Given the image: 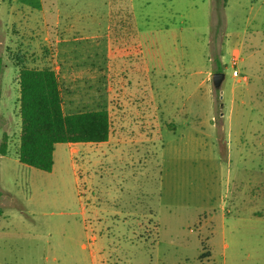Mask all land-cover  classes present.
Returning a JSON list of instances; mask_svg holds the SVG:
<instances>
[{
    "label": "rangeland",
    "instance_id": "obj_1",
    "mask_svg": "<svg viewBox=\"0 0 264 264\" xmlns=\"http://www.w3.org/2000/svg\"><path fill=\"white\" fill-rule=\"evenodd\" d=\"M55 21L100 36L86 62L125 43L108 78L58 77L125 139L43 171L17 158L14 32ZM0 57V264H264V0H0Z\"/></svg>",
    "mask_w": 264,
    "mask_h": 264
},
{
    "label": "trees",
    "instance_id": "obj_2",
    "mask_svg": "<svg viewBox=\"0 0 264 264\" xmlns=\"http://www.w3.org/2000/svg\"><path fill=\"white\" fill-rule=\"evenodd\" d=\"M3 63L0 57V73ZM18 160L28 166L51 171L57 143L103 142L111 122L106 106L65 112L60 81L50 66L29 67L19 61ZM7 136L2 135L0 154L7 153Z\"/></svg>",
    "mask_w": 264,
    "mask_h": 264
},
{
    "label": "crops",
    "instance_id": "obj_3",
    "mask_svg": "<svg viewBox=\"0 0 264 264\" xmlns=\"http://www.w3.org/2000/svg\"><path fill=\"white\" fill-rule=\"evenodd\" d=\"M59 11H57V14ZM21 31L18 30L15 33L16 39V54L22 55L21 62L25 63L29 67H36L38 63H41L40 66H44V63H47L45 66H50L58 77H63L65 79H74V78H85L86 80L91 79H103L108 78L111 70L115 72L121 70V68H113L111 60L119 59L118 57H125L127 53L125 43L121 46L116 44V49L112 51L110 40L107 39L105 44L106 49V58L101 60H89L88 62L85 59H90L98 54V46L100 42L98 39L100 36L96 33L86 34L87 28L85 26L81 28H73L72 24L68 26H61L60 22L53 23H41L40 25H33L28 22H21L18 25ZM37 27L40 29L42 35L36 32ZM19 29V30H20ZM36 29V30H35ZM89 29V28H88ZM81 30V31H79ZM80 32L77 34V32ZM6 37V41L10 38ZM42 40L47 44L51 43V51L49 47L44 48L43 52L39 51V46L37 41ZM98 41V44L93 47L92 50L85 49L81 50L77 54V43L80 42H89V41ZM36 43V44H35ZM37 46V47H36ZM91 47V46H88ZM15 54V55H16ZM76 56H79L78 59ZM50 61V62H49ZM49 62V63H48ZM18 70V66L16 71ZM264 71V68H262ZM17 73V72H16ZM246 76V75H245ZM238 81H243L240 78H237ZM107 90H110V87H107ZM68 109L72 110L76 106V103L73 99L68 100ZM92 107V104H89ZM94 106V105H93ZM105 106V105H104ZM108 110V107H106ZM125 134L119 132L113 133V127H111L109 137L106 141L103 142H74L67 143L70 146L72 152H77L79 148L83 150H89L86 145L95 146L94 148H103L106 149L110 146L115 145V142L124 141ZM114 141V144L112 145ZM81 247L84 248L85 245L81 244ZM130 262L132 259L129 260Z\"/></svg>",
    "mask_w": 264,
    "mask_h": 264
},
{
    "label": "water",
    "instance_id": "obj_4",
    "mask_svg": "<svg viewBox=\"0 0 264 264\" xmlns=\"http://www.w3.org/2000/svg\"><path fill=\"white\" fill-rule=\"evenodd\" d=\"M224 74L222 72L216 71L212 74L211 80L215 88H219L223 80Z\"/></svg>",
    "mask_w": 264,
    "mask_h": 264
},
{
    "label": "built area",
    "instance_id": "obj_5",
    "mask_svg": "<svg viewBox=\"0 0 264 264\" xmlns=\"http://www.w3.org/2000/svg\"><path fill=\"white\" fill-rule=\"evenodd\" d=\"M236 61L235 60H232V64L235 65ZM232 75L234 77H237V78H240L241 80L245 81L247 79V77L245 75H241L239 73V71H237L236 69H233L232 71Z\"/></svg>",
    "mask_w": 264,
    "mask_h": 264
}]
</instances>
